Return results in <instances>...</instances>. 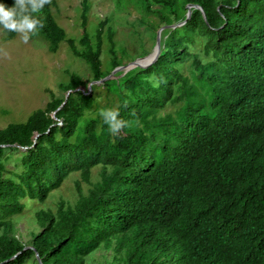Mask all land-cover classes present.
I'll return each instance as SVG.
<instances>
[{
	"label": "trees",
	"instance_id": "obj_1",
	"mask_svg": "<svg viewBox=\"0 0 264 264\" xmlns=\"http://www.w3.org/2000/svg\"><path fill=\"white\" fill-rule=\"evenodd\" d=\"M115 3L138 9L152 47L158 28L184 21L186 5L201 11L161 31L151 63L92 83L87 94L80 88L132 55L116 54L108 26L101 68L107 19L90 39L88 0L80 2L79 48L56 23L54 0L38 14L45 27L35 37L52 54L66 41L88 77L70 73L61 96L49 92L42 109L0 129V264H84L98 248L109 252L102 264H264V0ZM0 29L5 41L16 35ZM101 108L128 122L119 136ZM71 175L74 202L59 195L53 211L32 210L39 230L22 243L14 220L23 199L42 203Z\"/></svg>",
	"mask_w": 264,
	"mask_h": 264
},
{
	"label": "rangeland",
	"instance_id": "obj_2",
	"mask_svg": "<svg viewBox=\"0 0 264 264\" xmlns=\"http://www.w3.org/2000/svg\"><path fill=\"white\" fill-rule=\"evenodd\" d=\"M54 1L56 9L53 11V16L56 23L64 30L66 37L75 42L76 48H79L77 40L82 33L79 17L81 0ZM140 16L138 9L129 3H126L122 10H117L115 0H88L85 28L90 39L93 37L96 25L103 22L105 18L107 19L101 31V43L103 42V44H101L100 59L102 69H106L108 63L106 60L108 58L106 39L104 38L108 26L115 32L113 40L116 54H119L118 50L122 47L129 52L128 55H132L130 57L124 55L120 58L121 66L132 68L126 71L123 69L118 71L122 75L125 74L135 68L130 63L141 58L137 61L141 63V66L138 67L145 66V62L151 57L153 47L149 40L150 32L143 29L142 26H137L136 21ZM139 44L142 46L143 52L148 48L146 54L140 57L138 56L142 50L139 51ZM0 50H3L0 51V129L8 123H22L31 112L42 109L50 99L49 92L54 96H61L57 86L66 82L70 73L77 74L84 80L88 77L86 65L82 60L71 55L66 41L61 42L56 52L52 54L48 52L46 43L39 36H33L28 44L22 43L18 33L13 39L5 41L0 29ZM4 52L7 53V56L3 54ZM146 56L148 58L144 59ZM202 59V62L206 61L205 57ZM187 65L184 64V68L187 69ZM113 71L114 69L110 72L109 79H113L114 73L117 72ZM181 71L184 72V69ZM90 85L87 83L86 89L80 88V90L87 94ZM97 101L99 105L103 104L100 94ZM6 167L10 168V165H6ZM97 170L94 168L91 171V182L98 178ZM75 180H78L77 175L69 176L59 189L49 192L47 199L42 203L23 199L25 208L22 216L14 220L16 235L22 243L29 241L30 233H36L39 230L31 211L36 208H45L46 204L53 211L59 195L68 200L69 203L74 202L76 196L72 183ZM80 187L85 192V184H80ZM102 255H104V259H109V252L98 248L85 258L84 264H102ZM27 264H32V262Z\"/></svg>",
	"mask_w": 264,
	"mask_h": 264
},
{
	"label": "clouds",
	"instance_id": "obj_3",
	"mask_svg": "<svg viewBox=\"0 0 264 264\" xmlns=\"http://www.w3.org/2000/svg\"><path fill=\"white\" fill-rule=\"evenodd\" d=\"M50 4L51 0H14L11 7L0 3V28L6 30L7 32L18 33L22 43L28 44L32 37L37 35L39 31L45 27L44 19L38 14L42 12L46 5ZM191 9H198L201 11L199 7ZM201 14L203 15V13ZM3 54L7 56L6 52ZM98 114L103 123L108 126L110 134L114 137L119 136L123 129L128 125L127 121L120 118V112L118 109L101 108L99 109Z\"/></svg>",
	"mask_w": 264,
	"mask_h": 264
},
{
	"label": "water",
	"instance_id": "obj_4",
	"mask_svg": "<svg viewBox=\"0 0 264 264\" xmlns=\"http://www.w3.org/2000/svg\"><path fill=\"white\" fill-rule=\"evenodd\" d=\"M191 8H198L197 6H195V5H191V4H188V5H186V13H185V19H184V21L183 22H181V23H179V24H176V25H170V26H163V27H161V28H159L158 29V32L156 33V35H155V43H154V46H153V48H152V53H151V57H150V59H148L146 62H145V65H148L149 63H151L155 58H156V56H157V54H158V49H159V32L162 30V29H164L165 27H167V28H174V27H176V26H180V25H182L184 22H185V20H187L188 18H189V15H190V9ZM202 18H203V15H202ZM148 57L146 56V57H144V59H147ZM142 59V58H141ZM141 59H138V60H141ZM137 60V61H138ZM137 61H133L132 63H130V65H132L133 67H138V66H141V63H139V62H137ZM150 61V62H149ZM129 65V66H130ZM129 68H132V67H129ZM129 68H125V66H120V67H117V68H114V71L113 72H115V71H118V70H128ZM113 72H112V74H113ZM109 77H110V75H108V76H106V77H104V78H102L101 80H99V81H96V82H91V83H89V85L90 84H92V83H94V84H96V83H100V82H102L103 80H107V79H109ZM64 102V101H63Z\"/></svg>",
	"mask_w": 264,
	"mask_h": 264
}]
</instances>
